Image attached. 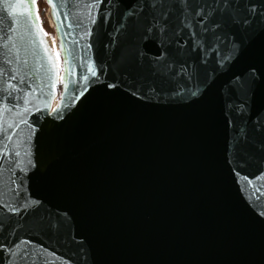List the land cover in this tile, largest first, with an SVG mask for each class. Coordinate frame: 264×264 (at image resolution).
I'll use <instances>...</instances> for the list:
<instances>
[{
    "label": "water",
    "instance_id": "95a60500",
    "mask_svg": "<svg viewBox=\"0 0 264 264\" xmlns=\"http://www.w3.org/2000/svg\"><path fill=\"white\" fill-rule=\"evenodd\" d=\"M44 2L55 51L36 0L0 2V264H264V0H229L216 51L218 0Z\"/></svg>",
    "mask_w": 264,
    "mask_h": 264
},
{
    "label": "snow or ice",
    "instance_id": "6c2138e0",
    "mask_svg": "<svg viewBox=\"0 0 264 264\" xmlns=\"http://www.w3.org/2000/svg\"><path fill=\"white\" fill-rule=\"evenodd\" d=\"M2 2V0H0ZM181 0H176L175 4H168V7H177L180 6ZM192 5H189L191 7ZM10 7V5H9ZM152 8H157V4H152L150 5ZM232 7L230 5L229 0H218L217 3H207V4H198L195 5L194 8V13L195 16L199 17L198 21V26L201 29L200 39L197 40L195 43L201 47H203L205 44L207 47L213 51H216V45L219 44L222 33L220 31H217L218 29H223L227 27L228 22H230L234 26H241L242 24H246L248 21H239L238 17L233 15V13L229 10ZM161 9V15L164 16L166 14V8L163 5H160ZM249 11L251 13H255V6H251L249 8ZM181 14L184 20H187V27H191V19H190V13H188L187 8H182L181 9ZM226 18V19H225ZM153 19H158L155 16V13L153 14ZM164 25H161V31H163ZM47 35V34H45ZM192 36H197L198 34L193 32L191 33ZM239 49L236 48V46L233 47V50L231 52V56H235L236 51ZM47 51V49H46ZM56 59H59V53L56 54ZM53 69L56 70L55 76L56 80L58 82H63L64 77L60 75V71L58 69V66L56 64L52 65V69H49V71H52ZM69 75L72 74V69L69 68ZM88 71L91 73V75L96 76V71L92 68L89 67ZM183 71V69H181ZM176 75L172 71V63L171 62H166L163 64H153L151 65V76L153 77L152 79L149 78H144L140 81V87L144 88L146 93H152L158 95L161 90V86L165 84H170L173 82V76ZM158 78V79H157ZM189 79H191V76H189ZM83 80L85 83L88 81V76H83ZM253 84L255 81L252 82ZM54 87V85H53ZM108 87L114 88L115 85H108ZM65 88L67 90V85H65ZM86 90V89H85ZM74 91H77L74 89ZM80 95L83 94V92H79ZM177 94H179L177 92ZM194 94V93H193ZM0 99H3V97H0ZM15 98H12L10 102H14ZM27 103V102H25ZM27 111L28 109L25 108ZM243 137H244V130L240 129V136L235 139V141L232 144V149L235 152H239L241 144L243 142ZM16 155H19V153H16ZM38 203V202H34ZM52 228L57 227L56 223H52L50 225Z\"/></svg>",
    "mask_w": 264,
    "mask_h": 264
},
{
    "label": "rangeland",
    "instance_id": "374dc122",
    "mask_svg": "<svg viewBox=\"0 0 264 264\" xmlns=\"http://www.w3.org/2000/svg\"><path fill=\"white\" fill-rule=\"evenodd\" d=\"M36 7H37V11H38V14H39V18H40L42 27L46 31L47 35L49 36V38L52 41L53 46L55 48V44H54V31H53L52 26L50 27L48 25L49 19H48L47 15H46V13H47V6H46L44 0H36ZM57 53L58 52L56 51V54Z\"/></svg>",
    "mask_w": 264,
    "mask_h": 264
},
{
    "label": "bare ground",
    "instance_id": "6f19581e",
    "mask_svg": "<svg viewBox=\"0 0 264 264\" xmlns=\"http://www.w3.org/2000/svg\"><path fill=\"white\" fill-rule=\"evenodd\" d=\"M48 25H49L50 27L52 26V24H51V22H50V21H49ZM51 44H52V47H53V49H54V51H55V48H54V46H53V43H52V41H51Z\"/></svg>",
    "mask_w": 264,
    "mask_h": 264
}]
</instances>
